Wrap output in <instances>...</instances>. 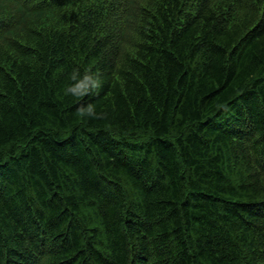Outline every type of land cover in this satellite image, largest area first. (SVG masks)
<instances>
[{
	"label": "trees",
	"instance_id": "1",
	"mask_svg": "<svg viewBox=\"0 0 264 264\" xmlns=\"http://www.w3.org/2000/svg\"><path fill=\"white\" fill-rule=\"evenodd\" d=\"M0 264H264V0H0Z\"/></svg>",
	"mask_w": 264,
	"mask_h": 264
},
{
	"label": "clouds",
	"instance_id": "2",
	"mask_svg": "<svg viewBox=\"0 0 264 264\" xmlns=\"http://www.w3.org/2000/svg\"><path fill=\"white\" fill-rule=\"evenodd\" d=\"M70 83L65 88V95L77 99L85 98L91 95L95 90L101 87L102 81L99 72H93L87 69L81 74L79 69H74L69 76ZM79 115L85 120L97 118L98 113L93 104L80 105Z\"/></svg>",
	"mask_w": 264,
	"mask_h": 264
}]
</instances>
